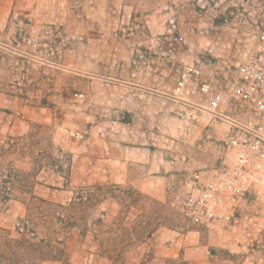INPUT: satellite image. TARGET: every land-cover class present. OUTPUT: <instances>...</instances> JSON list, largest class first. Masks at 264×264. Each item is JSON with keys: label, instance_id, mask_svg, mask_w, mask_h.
<instances>
[{"label": "rangeland", "instance_id": "rangeland-1", "mask_svg": "<svg viewBox=\"0 0 264 264\" xmlns=\"http://www.w3.org/2000/svg\"><path fill=\"white\" fill-rule=\"evenodd\" d=\"M263 27L264 0H0V169L39 171L34 195L60 204L80 186L110 188L92 214L108 221L67 232L71 264H109L97 255L107 242L125 246V264H264L260 196L220 233L181 216L193 175L230 161L229 125L189 107L208 104L192 89L185 103L171 98L189 65L226 91ZM31 133L45 141L14 153L5 144ZM102 146L132 159L131 182L76 174L77 156ZM27 200L0 202L12 237Z\"/></svg>", "mask_w": 264, "mask_h": 264}, {"label": "built area", "instance_id": "built-area-1", "mask_svg": "<svg viewBox=\"0 0 264 264\" xmlns=\"http://www.w3.org/2000/svg\"><path fill=\"white\" fill-rule=\"evenodd\" d=\"M190 89L208 104L203 107L188 103L189 107L229 125L226 146L231 159L212 174H194L178 209L191 225L220 233L234 226L245 201L259 196L264 199V27L257 30L255 41L226 91L212 89L193 65L186 66L180 74L172 100L185 103L183 98ZM179 116L184 118L183 112ZM71 136L83 139L77 133ZM256 227L264 236V219Z\"/></svg>", "mask_w": 264, "mask_h": 264}, {"label": "trees", "instance_id": "trees-1", "mask_svg": "<svg viewBox=\"0 0 264 264\" xmlns=\"http://www.w3.org/2000/svg\"><path fill=\"white\" fill-rule=\"evenodd\" d=\"M43 133H31L22 139L8 137L10 150L14 153L21 145L23 151L45 141ZM39 171L17 173L13 169L5 173L0 169V202L23 201L24 215L17 220L15 236L0 228V264H71L64 246L67 232L79 227L83 234L92 232L103 219L93 220L97 206L109 196L108 186H80L72 190L70 200L65 204L36 197L34 188L38 184ZM116 201L114 197H112ZM102 217L109 215L101 213ZM125 247V246H124ZM116 248L110 243L99 244L97 255L109 264H125V248Z\"/></svg>", "mask_w": 264, "mask_h": 264}, {"label": "crops", "instance_id": "crops-1", "mask_svg": "<svg viewBox=\"0 0 264 264\" xmlns=\"http://www.w3.org/2000/svg\"><path fill=\"white\" fill-rule=\"evenodd\" d=\"M119 150L121 155L122 153L124 154L123 157H117V150L110 146H102L99 149L96 147L88 149V154L85 155L83 153L77 156L75 162L76 174H84L86 176L90 174L94 180L92 182L97 184H123L131 182L127 178L126 171L131 166L128 161L132 159L125 156L126 152L123 149ZM136 166L138 167V165ZM81 168L82 172L80 171ZM86 182L90 181H83V183ZM49 197V199H52L51 196Z\"/></svg>", "mask_w": 264, "mask_h": 264}]
</instances>
